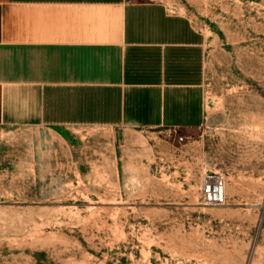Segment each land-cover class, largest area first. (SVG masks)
I'll use <instances>...</instances> for the list:
<instances>
[{"label": "rangeland", "instance_id": "rangeland-1", "mask_svg": "<svg viewBox=\"0 0 264 264\" xmlns=\"http://www.w3.org/2000/svg\"><path fill=\"white\" fill-rule=\"evenodd\" d=\"M158 1L204 36V122L0 125V264H264V0Z\"/></svg>", "mask_w": 264, "mask_h": 264}, {"label": "crops", "instance_id": "crops-1", "mask_svg": "<svg viewBox=\"0 0 264 264\" xmlns=\"http://www.w3.org/2000/svg\"><path fill=\"white\" fill-rule=\"evenodd\" d=\"M205 47L158 0H0V125L194 129Z\"/></svg>", "mask_w": 264, "mask_h": 264}, {"label": "built area", "instance_id": "built-area-1", "mask_svg": "<svg viewBox=\"0 0 264 264\" xmlns=\"http://www.w3.org/2000/svg\"><path fill=\"white\" fill-rule=\"evenodd\" d=\"M201 199L205 205H221L226 200L225 178L221 174H215L206 180L201 187Z\"/></svg>", "mask_w": 264, "mask_h": 264}]
</instances>
